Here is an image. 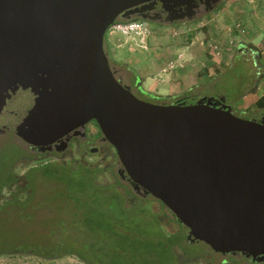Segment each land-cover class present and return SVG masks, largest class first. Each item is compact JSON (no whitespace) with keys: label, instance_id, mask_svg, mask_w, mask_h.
Here are the masks:
<instances>
[{"label":"water","instance_id":"1","mask_svg":"<svg viewBox=\"0 0 264 264\" xmlns=\"http://www.w3.org/2000/svg\"><path fill=\"white\" fill-rule=\"evenodd\" d=\"M157 1L186 5L171 22L195 17V0H0L8 21L0 25L6 37L0 46L27 57L25 74L11 58L7 68L0 59V91L19 72L35 94L16 131L31 145L47 146L95 120L116 149L122 174L168 207L189 239L261 260L264 117L237 116L224 98L141 99L110 65L105 37L117 17L129 19Z\"/></svg>","mask_w":264,"mask_h":264},{"label":"rangeland","instance_id":"2","mask_svg":"<svg viewBox=\"0 0 264 264\" xmlns=\"http://www.w3.org/2000/svg\"><path fill=\"white\" fill-rule=\"evenodd\" d=\"M231 1L221 0L214 10L205 14L198 13L193 19H185L174 25L154 26L146 22L153 36L161 37L162 40L168 37L183 47L193 42L191 37L195 38L194 45L199 41L211 40L219 46L222 54L215 56L220 64H215L217 68L213 70L214 78L208 84L196 88L191 93L192 97H188V104L195 103L197 97L224 98L237 116L245 119L261 118L264 109L256 107L255 103L264 95V35L258 37V40L255 35L264 31V0H242L234 5ZM251 9L259 17L254 30L244 17ZM113 35L114 43H109L107 41L111 36L107 32L105 49L112 69L116 70L115 76L122 84L130 87L141 99L162 104L174 103L172 99L145 95L148 91L144 89L138 71L130 63V60L136 59L134 55L139 56L142 50L146 52L147 47L149 51L150 44L142 49L138 40L117 33ZM129 45L132 50L128 48ZM134 48L137 53L133 52ZM203 56H197V60ZM204 67L199 63L196 71H204ZM162 87L165 88L162 92L166 93V86ZM89 128L93 134L98 126L92 123ZM95 144L99 147L102 145L100 142ZM104 145L109 146L101 147L98 153H89L84 158L85 162H78L76 160L80 159V154L77 150L72 151L73 158L68 156L61 159L51 154L43 158L28 149L18 137L0 135V206L14 195L24 201L21 208H10L5 212L0 210V250L28 248L0 254V264H86L74 254L46 257L30 249L46 248L60 254L78 247L80 242L74 239L80 240L84 236L91 239V226L83 222L84 208H79V204L77 207L78 199L95 220L103 213L108 216L110 209L116 211L120 208L112 207L108 191H90L93 174L83 166L97 170L95 176L98 184L118 183L120 192L126 193L123 185L129 182L120 174L123 166L116 149L111 143ZM131 194L144 199L129 216L144 224L142 229L149 233L156 231L169 234L171 244L175 243L174 249L182 263L252 264L242 255H223L203 241H192L188 238L189 229L160 200L133 189ZM136 201L129 197L127 202L134 206Z\"/></svg>","mask_w":264,"mask_h":264},{"label":"trees","instance_id":"3","mask_svg":"<svg viewBox=\"0 0 264 264\" xmlns=\"http://www.w3.org/2000/svg\"><path fill=\"white\" fill-rule=\"evenodd\" d=\"M144 94L153 95L149 92ZM188 97H192L191 94L185 95L180 98V100L186 101L188 104ZM255 105L258 108L264 109V95L256 101ZM83 166L93 174V178L90 179L92 181L89 185L90 191L101 189L108 191L112 199V207L119 206L120 208L116 211L110 209L108 210V216L103 213L95 220L96 218H91L89 216L87 207L84 206V203H82L81 200L78 199L79 196H77V207L79 204V208H84L85 217L83 222L85 225L91 226V239L85 236L80 240L74 239L80 242L77 244V250L73 249L60 254L50 252L46 248L41 250H37V248L30 249L31 251L46 257L74 254L86 264H186L179 260V256L174 249L175 243L171 244L169 234L156 231L149 233L147 230L142 229L144 224L130 217L135 206L140 204L144 199L131 194L134 187L130 183L123 185L126 191V193L123 194L117 187L118 183L100 185L96 182L95 173L97 170L85 165ZM130 187H132V189ZM129 197L133 200H137L134 206L133 204L131 206L128 204L127 201ZM23 202L24 201H21L14 195L11 200H8L4 205L0 206V210L5 212L10 208H21ZM23 249L27 250L28 248H7L0 250V254H10L13 253L12 251Z\"/></svg>","mask_w":264,"mask_h":264},{"label":"flooded vegetation","instance_id":"4","mask_svg":"<svg viewBox=\"0 0 264 264\" xmlns=\"http://www.w3.org/2000/svg\"><path fill=\"white\" fill-rule=\"evenodd\" d=\"M195 4L197 7L195 8L196 14L198 13H207V8L210 5H215L213 4L212 0L207 1V0H195ZM152 9H142L140 8L139 10H136L135 13L129 15V19H127V16H122L119 15L117 17V20H144L148 21L151 25H174L177 24L183 20H175L171 22V18L174 17L177 13H181L186 10V5H179L175 7H170V5L165 4L162 1H157L155 3H151ZM1 18H0V25H4L5 22L8 23L6 20L7 14L5 12L1 13ZM188 19V18H185ZM184 19V20H185ZM116 20V21H117ZM22 25L24 24V21H21ZM1 39H6L5 36L0 37ZM22 49L20 48H14V50H11V47L8 46H0V59L7 60V58H11V63L13 65L19 66V69H22V71L25 74V69L22 66L21 61L26 60V56L21 55ZM5 60L6 68L7 65L10 66L9 61ZM29 60V58H28ZM1 64V63H0ZM13 71L15 72V69L13 68ZM114 73H116V70H113ZM13 73V72H12ZM16 75H19V72L16 73ZM14 76L13 78L9 76V78H12L10 81H8L5 85V90L0 91V95H4L3 99H0V135H7L11 134L13 137H18L21 139L28 149L31 151H34L39 154L38 157H46L47 155H53L55 157H59L61 159L67 158L68 156L70 158H73L72 151H79L80 154V159L76 160L78 162H85V157L89 153H98L101 150V147H107L109 145H104V144H109L108 141L105 139L103 133L100 130V127L98 126L97 122L95 120H92L88 122L85 126L79 128V130H75L71 132L70 134H67L57 140L54 144L52 145H47V146H36V145H31L28 143L25 139H23L20 135H18L16 131L17 125L22 121L23 116H20L22 113L26 114V110L29 107H26L30 98H34V93L31 91V87H29L26 83H29L28 81L25 82L24 76L18 77ZM201 97L195 98V100H199ZM177 101V100H176ZM181 101V100H180ZM181 102H186V101H181ZM264 117L261 116V118H253L257 121H261L262 118ZM92 123H95L98 126V129L96 130L95 133L92 134L90 130V125ZM97 142H100V147L99 145L95 144ZM31 159V158H29ZM120 174H122V171H120ZM125 176V175H123ZM126 177V176H125ZM129 181V183L132 185V182L129 180L128 177H126ZM133 186V185H132ZM134 189V188H133ZM141 193V192H138ZM219 253V252H218ZM223 254V253H220ZM239 254L242 255V257L246 261L252 262V264H264V257L259 260V259H254L252 256H247L246 254L243 253H228V254H223V255H235Z\"/></svg>","mask_w":264,"mask_h":264},{"label":"crops","instance_id":"5","mask_svg":"<svg viewBox=\"0 0 264 264\" xmlns=\"http://www.w3.org/2000/svg\"><path fill=\"white\" fill-rule=\"evenodd\" d=\"M235 2L241 3L242 0H232V5H234ZM257 14L255 10L251 9L244 15L252 30L256 28L255 22H258L259 17ZM262 17V21L264 22V16ZM263 35L264 31L258 36L255 35V39L258 40V37H263ZM110 36V40L107 42L114 43L113 39H115V35L111 34ZM157 38L158 41H156ZM167 38L168 37H165V39L162 40L161 37L151 34L147 39V45L150 44V50L147 51V47L146 52H143V47L141 49L140 46L142 50L141 54L139 56L134 55L136 59L130 60V63L134 66L135 71H138V76L140 80L143 81L145 90L153 94V96L176 101L180 100V98L185 95H190L199 86L208 84V81L214 78L213 70L220 64V60L215 58L213 49L208 46L211 40H206L204 42L199 41L194 45L195 38L191 37L194 43L191 42L189 45L183 47L179 43H173L172 41L174 40ZM197 40H199V36H197ZM129 46L128 48L131 49V45ZM136 46H138V44ZM118 48L120 47L118 46ZM135 48L133 52H136ZM180 53L184 55L183 63L185 67L174 70L170 76L163 74V68L167 66L171 59L177 58ZM201 54L204 56L197 60V56H201ZM199 63L200 66H205L204 71L199 69V71H196V65ZM162 86H166V93L162 92L165 90Z\"/></svg>","mask_w":264,"mask_h":264},{"label":"built area","instance_id":"6","mask_svg":"<svg viewBox=\"0 0 264 264\" xmlns=\"http://www.w3.org/2000/svg\"><path fill=\"white\" fill-rule=\"evenodd\" d=\"M108 33L110 35L117 33L126 38H133V40H138L142 47H146L147 39L152 34V31L150 26L144 20H123L116 21L109 28ZM208 46L213 49L215 56H220L222 54L219 46L212 43V41ZM183 59L184 55L182 53H180L177 58L171 59L167 66L163 68V74L170 76L174 70L185 67Z\"/></svg>","mask_w":264,"mask_h":264}]
</instances>
